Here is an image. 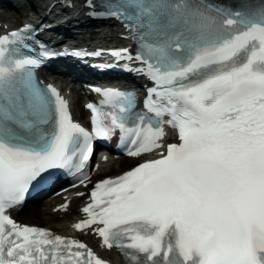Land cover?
<instances>
[{
	"label": "snow or ice",
	"instance_id": "obj_1",
	"mask_svg": "<svg viewBox=\"0 0 264 264\" xmlns=\"http://www.w3.org/2000/svg\"><path fill=\"white\" fill-rule=\"evenodd\" d=\"M104 6L137 30V59L158 65L148 67L160 91L145 107L167 113L180 142L98 182L87 218L73 227L99 225L103 245L132 264H264V0L234 9L203 0ZM20 37L0 36V264H105L85 243L21 225L6 210L48 170L76 158L82 168L94 138L119 130L139 156L163 147V128L133 112V95L105 90L111 110L87 105V131L56 88L34 79L40 61L12 47Z\"/></svg>",
	"mask_w": 264,
	"mask_h": 264
},
{
	"label": "bare ground",
	"instance_id": "obj_2",
	"mask_svg": "<svg viewBox=\"0 0 264 264\" xmlns=\"http://www.w3.org/2000/svg\"><path fill=\"white\" fill-rule=\"evenodd\" d=\"M6 19H7L6 17H3L2 19H0V22H5ZM100 32H102V31H99V33ZM104 36L106 38H109L110 37L109 32H106V34ZM73 98L74 99L76 98V93L75 92L73 93ZM73 107H74V111H75L76 115L81 113V110L79 108V104H78L77 101L73 102ZM125 162H129V161L119 160L116 163V165H119V164L125 163ZM42 205H43V208L32 207L29 210L24 211L21 215L24 216V217H28L31 220H35V217H34L35 215L34 214L37 212L38 213V219L40 221L44 222V226L45 227H50V228H52L54 230H63L64 232H67V229L65 228V226L62 227V224L66 225V222L69 221L68 218L56 221L53 216H50L47 213L48 208L46 209V206H50V202L44 203ZM32 215H34V216H32Z\"/></svg>",
	"mask_w": 264,
	"mask_h": 264
},
{
	"label": "rangeland",
	"instance_id": "obj_3",
	"mask_svg": "<svg viewBox=\"0 0 264 264\" xmlns=\"http://www.w3.org/2000/svg\"><path fill=\"white\" fill-rule=\"evenodd\" d=\"M12 2H13V4H16L15 0H12ZM129 165H131V163H123L118 169H115L113 171V173H118V172L126 169ZM22 221L29 222V223L36 224V225L44 226V222L43 221H40L39 219H37V217H35V220H31L28 217H23L22 218Z\"/></svg>",
	"mask_w": 264,
	"mask_h": 264
}]
</instances>
